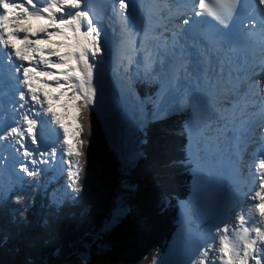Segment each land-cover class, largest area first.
<instances>
[{"label": "trees", "instance_id": "16d2710c", "mask_svg": "<svg viewBox=\"0 0 264 264\" xmlns=\"http://www.w3.org/2000/svg\"><path fill=\"white\" fill-rule=\"evenodd\" d=\"M134 85L141 96L157 88L139 80ZM79 98L74 142L80 177L69 194L61 193L69 179L63 176L46 189L19 185L0 195V264H154L176 233L179 200H188L193 189V157L186 154L193 139L184 111L155 117L148 103L138 131L141 154L126 164L109 145L95 108ZM119 199L127 212L102 232Z\"/></svg>", "mask_w": 264, "mask_h": 264}, {"label": "bare ground", "instance_id": "6f19581e", "mask_svg": "<svg viewBox=\"0 0 264 264\" xmlns=\"http://www.w3.org/2000/svg\"><path fill=\"white\" fill-rule=\"evenodd\" d=\"M45 1L47 0H42L43 8H46ZM20 2L22 3V6H20L17 10H12L13 30L7 29L5 31L2 27H0L1 56L3 55L6 60L10 61H5L4 65L8 67L10 66L14 69L13 79L4 75L3 81L7 82L12 79V82L16 85L13 96L7 95L0 97L2 98L0 99V114L3 110L5 112L3 119L0 117V142L1 144L4 143L3 147L9 150L7 155L10 161H15L17 156H19L18 147L20 144L19 138L7 135L8 129L18 127L19 129L24 130L26 120H34L39 125L40 133L38 132L39 134H36L38 141L40 140V135H42V138H46V136H48L53 140L55 136L58 137V134L62 131L60 128L57 129L54 125V119L49 115H52V113L48 111V104L43 94L32 93L29 87L25 84V81L19 80L18 82V75L16 72L22 71V76L24 77L26 69H31L37 74L44 73L45 76L41 77L43 83L56 85L58 82L63 80V78H60V76L57 75L61 70L53 67V65L61 64V61L57 58L56 53V51L59 50L63 54V58L65 60H67L69 56L72 57L75 62V71H78L80 75H83L85 71H88L92 75L93 81L96 85L100 86L101 83L104 82L106 75L105 66H107L109 70L113 71L115 66L117 67L120 64L119 62L121 59L124 58V61L125 59L127 60L130 56V48L132 50L139 41L140 43H142L141 41L148 42V40L155 38L157 34L156 38L158 39V42L156 41V48L162 50L163 46L161 42H163V31L169 32L171 36L176 35V33L174 34L176 16L175 13L170 14V12H174V9L167 8V6L169 7V0H126L129 7L123 13H121L120 0H117V2L113 5L114 7L112 6L113 8L110 11L109 17L104 24L98 22L89 23L88 20L82 21L83 32L86 34L90 33V35L87 36L85 44L72 48L71 50L65 48L67 41H63L59 38L52 40L49 39V36L53 38L61 33V29L57 27L50 26L46 31L39 32L34 35L24 32L23 35L25 34V36L22 38L27 42L26 47L31 50V64L30 60L24 62L17 56H11V51L8 50V33H12L16 28L17 19L23 15L24 7H27L31 12L33 11L29 5L37 8L35 0H33V3H29V0H20ZM84 2V10L89 11V3L85 0ZM187 2L189 1H186V3ZM170 3L177 4L176 7L180 4L179 1L176 0ZM184 3L185 0H182V5L179 7L183 8L186 4ZM135 5L137 8L134 9L133 6ZM137 9L139 10V13L136 11ZM42 10V8H38V11L42 12ZM72 11L73 10H71V8H67L66 11L59 16V18H69L70 15H74ZM187 11H190V8H188ZM121 14L124 15L123 20L127 21L126 23L130 25V31L127 34L128 38L124 39L121 35L122 39L115 33V29L121 26ZM42 23V21H33V30H38ZM41 37H44L42 41H51L52 45L44 44V46H42V44H40ZM89 45H91V47H89ZM98 49L101 51L100 55L97 53ZM159 50L155 55H160ZM165 50L167 51L166 46ZM152 54L153 52L151 55H148V59H151ZM168 54H171L172 56L174 55V52L168 51ZM205 58V56L194 58L199 60L200 63H203L205 70L204 68L200 69L198 67L189 68L188 64L190 62L186 64V67H180V65H178L180 67V72H177L176 75L182 73L185 77L181 84L187 85L184 86V90L180 88V82L176 80L172 82V86L176 89L179 95H181L180 91L189 92L199 90L201 91L202 99L206 103H210V101L215 97L213 95L218 96L217 99L222 100L223 98H220L219 94V90L222 88L223 92L221 93H225L223 96H229L226 93L228 90L231 91V94L237 95L235 100L223 99V110L222 114H220L221 117L219 118L221 126L214 129V127L208 125L209 127L207 128V132L209 133V138L211 142L213 138L214 142H212V144L216 145V147H213V150L218 152L220 148L222 149L221 142L218 139L220 137L225 138L227 134H229L232 130H235L239 121V116L243 112L241 105L250 103L253 99V92L260 99H262V89L258 84V80L260 79L259 76L243 74L244 77L242 76L238 78V76L234 75V73L237 72L234 70H227L230 64L226 61L220 62L222 70L219 72L210 64V61H205ZM159 59L160 58H158V60ZM163 61L165 62L168 60ZM121 65H123V63H121ZM164 65L167 64L165 63ZM182 65L185 64L182 63ZM254 66L258 67V63L256 62ZM167 67H169L168 72L170 71V74L172 72V66L168 65ZM259 68L260 67H258V70ZM252 81H255V83ZM261 82L262 80H260V84ZM187 86L188 90L186 89ZM204 90H208V92ZM122 91H125V89ZM209 91H213V94ZM8 100L10 101L8 102ZM76 102H78V100ZM231 104L232 106L230 107ZM233 105L235 106L234 108ZM154 115L156 116L155 112ZM166 115L167 113L159 117H164ZM7 117L8 119H6ZM153 119H155L154 116ZM56 121L57 120L55 119V122ZM180 124H182L181 121ZM183 124L186 127L185 123ZM227 130L231 131L227 133ZM35 133H37V126L35 128ZM56 144L59 146L57 141ZM232 148L233 147L228 149V154L231 155L230 157L228 156V159L226 160L228 163H226V161H222V163H220L221 169L216 174L217 180H222L225 183H228V186H220V188L224 189V191L221 192L220 199L215 201L214 214L208 220L207 226L211 227V231L208 233V239L205 238L200 241V244L196 247L195 254L197 256L193 257L196 264H226L223 260L217 259L219 253L218 246L222 245L220 249H224L225 247V242L222 244L221 239L223 238L225 241H229L232 244L233 249L238 252L243 248L244 244L239 236V230L241 227H235V224L237 223L238 225L241 223L240 218L242 216L246 217L247 224L251 226L255 225L257 222L255 214L252 213L251 208L255 203L256 194L260 192L264 186L260 183V179H258L249 168L248 161L246 162V165H244V162L250 154V146L247 144L245 147L248 148V151L245 157H241V163L235 162V156L230 153ZM221 152L223 153L224 150L222 149ZM187 154H189V147ZM217 157L218 156H215L216 159ZM237 157H239V155H237ZM252 159L255 162V165H258L260 160L262 163L264 162L263 158H259L256 155ZM223 163L225 165H223ZM61 178L62 177H59L58 179ZM236 184H238V186H236ZM181 201L182 200H179V202ZM214 232H217V234ZM218 233H220V235H218ZM224 255L225 253L223 251L222 257Z\"/></svg>", "mask_w": 264, "mask_h": 264}, {"label": "rangeland", "instance_id": "374dc122", "mask_svg": "<svg viewBox=\"0 0 264 264\" xmlns=\"http://www.w3.org/2000/svg\"><path fill=\"white\" fill-rule=\"evenodd\" d=\"M133 7L134 9L137 8L136 5ZM136 11L139 13L138 9ZM126 26L127 23L122 20L121 26L115 29V33L118 36H126L127 32H129ZM156 36L148 40V42L141 41L142 43H140L139 41L132 50L130 48V56L126 57L127 60L125 59L124 61V58L120 56L123 59L120 60V64L117 67L115 66L113 71L105 66L106 75L104 82L100 86L96 85L92 75L88 71H85L83 75L65 72L64 74L68 78L61 80L56 86L62 87L71 98L69 101L70 107L66 106V112L70 113L71 108L76 109V96L80 98L84 97L95 108L104 126L109 145L120 155L126 164H130L141 154L142 142L138 130L146 120L147 115L145 113L148 111L147 98H143L134 88V82L137 78L159 85L157 91L152 95H148L151 102H153L152 105L155 104L157 116H161L170 110L182 111L184 109L189 111L188 113L185 112L183 121H185L186 125V122L189 120L187 124L191 126L188 127L189 137L193 139L190 140L188 147H192L189 155L195 157L193 165L194 167L197 166L192 169L193 181L195 183L192 192L194 193L190 195L189 200L179 202L177 214L179 217L178 231L175 233L166 253L158 255L154 260L155 264H196V261L193 259L194 256H197L195 254L196 247L200 244V241L205 238L208 239L211 227L207 226V223L214 214V203L220 199V194L223 191L220 186L224 185L223 181L217 180L216 174L221 169L220 161L210 152L212 145L209 144L211 140L207 128L212 126L216 129L218 126H221L219 118L223 110V99L235 100L233 99L235 96L226 91L229 95L228 97L223 96L225 93H219L220 98H223L222 100L217 99L218 96H215L210 103H205L200 97L201 91L199 90H196L192 94H189L187 91H180L181 95H179L172 86L176 70L173 69V72L169 74V67L164 65L165 62L163 60L157 64L151 63L152 59H148V55H151L152 52V58L157 57L155 54L159 49L156 48V41L158 42ZM42 39L44 37H41V41ZM49 39L52 40V37L49 36ZM163 39H167L165 34L163 35ZM50 44L52 45V43ZM56 53H60L57 54V58L61 61L60 65H64L67 60L63 58V54L59 50ZM97 53L98 55L101 54L100 49L97 50ZM183 66L186 67V65ZM128 67L138 70L134 79L133 72H130L131 77H128ZM57 75L60 76V73ZM183 80L184 78H181V81ZM185 85L187 84L180 83V88L184 89ZM124 89L125 91H122ZM186 89L188 90V86ZM49 115L54 119V125L57 129L60 128L62 131L58 134V137L54 135L55 138L53 140L48 136L42 138V135H40L38 146H34L30 141H27L28 148L36 154L34 157L36 160L35 164L31 162L26 163L25 157L20 151V146L18 147L19 156H17L15 161H10L7 155L9 150L3 147L4 143L1 144L0 142L1 196L6 197L15 185L36 186L46 189L50 182H54L57 178L63 176H68L69 179H67L61 193L69 194L73 188V181L75 182L79 179L80 171L77 166L78 159L75 142V150L70 151L66 143L64 128L61 127L59 122H55L56 118L53 113ZM68 123L69 127L74 128L71 121ZM36 126V134H39V125L37 124ZM74 135L75 129L73 139ZM56 141L59 143V146H57ZM22 165L26 166L27 171L22 170ZM137 202L142 204V198H138ZM126 212L127 205L123 200H117L110 220L105 223L101 231L105 232L106 229H110ZM136 223H138L137 220ZM235 225L237 226V223ZM214 233L217 234V232ZM222 239L221 243L223 244L225 239ZM220 247L222 245L218 246V260L223 255V249H220ZM89 249L90 245L88 244L86 246L87 252H82L81 256L87 257ZM120 250H124L125 252L123 247H120Z\"/></svg>", "mask_w": 264, "mask_h": 264}, {"label": "snow or ice", "instance_id": "6c2138e0", "mask_svg": "<svg viewBox=\"0 0 264 264\" xmlns=\"http://www.w3.org/2000/svg\"><path fill=\"white\" fill-rule=\"evenodd\" d=\"M227 7L232 0H222ZM29 3H33V0H29ZM84 0H52L50 7H46L42 12H31L27 7L23 9V15L18 17L17 26L12 33H8V44L13 48L17 57L23 61H29L31 58V50L26 47V40L15 35L16 31L25 32L29 34H36L46 31L50 26L61 29V33L58 36H54L52 39H61L67 41L65 48L71 50L72 48L79 47L86 43L87 36L90 33H84L82 30V21L88 20L92 23V16L89 11L84 10ZM264 4V0H261ZM8 7L19 8L20 5L11 4V0H8ZM129 5L126 0H120L121 13H123ZM67 8H71L74 15H70L69 18L60 19L59 16L63 14ZM42 21V25L38 30H33L32 22ZM51 41H41L40 44H50ZM91 47V45H89ZM60 54V53H57ZM54 68L61 70L60 78L67 79L68 76L65 72H71L72 74L79 75L78 71H75V62L71 56L67 58V62L64 65H53ZM44 73H35L31 69L25 70V84L29 87L32 93H42L46 98L48 104V111L55 114L56 120L64 128L66 133V143L69 146V150L74 149V128L69 127V121L73 125L78 122L76 120L77 110L70 109V113L66 112V106H69L70 97L60 86L44 84L41 77H44ZM23 99V97H22ZM35 99V97H34ZM37 122L31 119L26 120L24 130L17 127H12L7 130V135L19 138L20 151L25 157V161L36 163L34 159L35 153L28 148L27 141H30L34 146L39 145L35 128ZM22 170L27 171L26 166L22 165ZM32 174V173H30ZM252 213L255 214L256 224L251 227L247 224L246 217H241V229L239 230L240 239L243 241V248L236 252L233 249L232 244L229 241H225V247L223 249L226 257V264H264V187L256 194L255 203L251 208ZM227 230V229H226Z\"/></svg>", "mask_w": 264, "mask_h": 264}, {"label": "water", "instance_id": "95a60500", "mask_svg": "<svg viewBox=\"0 0 264 264\" xmlns=\"http://www.w3.org/2000/svg\"><path fill=\"white\" fill-rule=\"evenodd\" d=\"M143 98H145V97H143Z\"/></svg>", "mask_w": 264, "mask_h": 264}]
</instances>
